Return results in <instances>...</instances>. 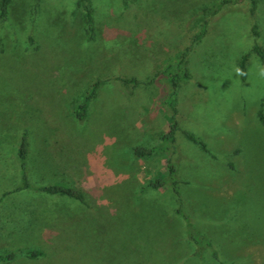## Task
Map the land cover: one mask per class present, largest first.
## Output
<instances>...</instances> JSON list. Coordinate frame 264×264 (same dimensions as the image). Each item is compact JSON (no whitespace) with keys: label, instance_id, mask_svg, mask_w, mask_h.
<instances>
[{"label":"rangeland","instance_id":"1","mask_svg":"<svg viewBox=\"0 0 264 264\" xmlns=\"http://www.w3.org/2000/svg\"><path fill=\"white\" fill-rule=\"evenodd\" d=\"M215 1L173 100L180 129L164 151L134 155L133 146L161 141L172 114L166 76L143 82L183 49L199 8ZM222 1L8 0L0 18V253L15 255L0 264H264V65L252 50L254 24L264 46V0L254 14L249 0ZM130 78L142 83L122 82ZM24 129L32 181L78 186L88 205L12 191ZM166 161L176 165L183 211L217 259L209 249L193 253L169 185L139 191ZM22 248L42 253L29 258Z\"/></svg>","mask_w":264,"mask_h":264},{"label":"trees","instance_id":"2","mask_svg":"<svg viewBox=\"0 0 264 264\" xmlns=\"http://www.w3.org/2000/svg\"><path fill=\"white\" fill-rule=\"evenodd\" d=\"M228 0H224L222 2H227ZM8 2V0H0V18L3 17L4 11H5V5ZM250 3V13L254 14V11L256 9V0H249ZM219 2L215 1L209 4H205L204 6L200 7V19L194 20L193 25L191 24L189 31L185 32L187 35L186 42L184 44L183 49L172 59L169 58L167 61L164 62L163 67L160 70H157L153 73L152 77L149 78V80L143 82V84H148L154 80L155 77L165 75L168 79V83L170 84V91L166 93L168 100L170 101L172 114L169 116V121L167 123L166 129L161 133L160 139L161 141L152 145H135L132 148V152L134 155L137 156H146L150 155L153 152L156 151H164L166 149V146L163 145V140H174L175 131L180 129L177 123V120L175 118L176 114V108L174 104V97L177 92V89L179 88L180 78L185 77L189 78L190 73L187 66V57L188 53L190 52L192 46L198 42L205 34V28L208 23V16L210 14L215 13L219 8ZM213 7V12L210 13L211 8ZM84 15L86 20V30L92 31V26L90 24V6L88 4L84 5ZM252 32L254 34V45H253V52L257 54L259 57V60L264 65V46L261 42L260 32L258 29V25L254 24L252 27ZM92 35V34H91ZM248 53H245L241 56L239 61V70L241 72V75H244V59ZM104 82L103 79H95L90 83L88 88L86 89L82 100L76 105L74 109V115L77 119L84 118L87 110V105L89 100L93 97V95L96 93L97 89L100 87V85ZM122 82H131L133 86L138 85L139 83H142V81H138L137 79L130 78V79H122ZM182 133L187 136L192 141H197L199 145L204 148L205 145L202 141L197 140L191 133L183 130ZM27 130H23L20 134L18 144L16 147V156L18 158L19 166H20V173L21 177L19 182L12 188V191L16 190H22V189H34L38 191H42L45 193H59L63 195L70 196L81 203L88 205V202L85 198L84 190L78 186H70L65 185L58 182L53 183H39L36 184L32 181L30 177V168L28 163V149H29V142H28V136H27ZM180 182V180L177 178L176 175V165L173 162L166 161L165 167H164V173L154 177L152 179H149L144 185L139 187V191H146L149 188H162L166 185H169L171 187V190L173 191L175 195L176 200V206L174 208V213L181 216L185 222L186 226V234L187 238L193 243L194 250L193 253L197 256H201L203 251L205 249H209L211 251V255L213 258L217 259V251L212 245V242L210 239H208L206 236L196 232L193 228L192 222L190 220V217L183 211L182 209V200L179 197L178 187L177 184ZM7 191L3 192L2 195L6 194ZM19 253H22L26 255L29 258L36 257L40 255L42 252L39 249L36 248H22L18 250ZM15 252L14 251H7L4 253H0V260H10L14 257Z\"/></svg>","mask_w":264,"mask_h":264}]
</instances>
